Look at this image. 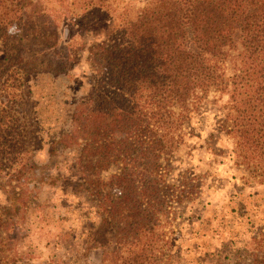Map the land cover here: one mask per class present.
Returning a JSON list of instances; mask_svg holds the SVG:
<instances>
[{
    "label": "trees",
    "instance_id": "trees-1",
    "mask_svg": "<svg viewBox=\"0 0 264 264\" xmlns=\"http://www.w3.org/2000/svg\"><path fill=\"white\" fill-rule=\"evenodd\" d=\"M112 3L0 0V45L15 50L6 53L8 64L0 73V169L11 177L20 176L29 142L20 121L27 124V117L18 114L23 101L18 66L30 61L24 62L25 43L18 46L16 31L50 44L39 51L47 55L50 48L48 64L64 71L79 60L72 45L59 46V21L106 12ZM114 20L104 39L87 49L91 97L74 104V130L57 143L62 149L74 145L72 170L86 189L109 191L99 204L103 226L114 229L111 253H121L117 264H145L148 256L154 263L161 234L154 225L162 213L161 189L169 186L166 172L182 157L186 128L210 94L213 104L225 97L215 124L233 140L236 162L264 181V0H148L136 9L123 6ZM10 229L0 215V264ZM247 245L255 248L249 264H264V225Z\"/></svg>",
    "mask_w": 264,
    "mask_h": 264
},
{
    "label": "rangeland",
    "instance_id": "rangeland-1",
    "mask_svg": "<svg viewBox=\"0 0 264 264\" xmlns=\"http://www.w3.org/2000/svg\"><path fill=\"white\" fill-rule=\"evenodd\" d=\"M147 1L112 0L106 12L61 19L58 44L72 45L79 60L64 71L48 64L50 48L47 55L39 51L50 44L24 39L16 31L18 46L25 43L24 62L30 61L18 66L23 80L18 114L27 117V124L20 121L29 142L18 179L0 169L1 220L13 233L9 243H1L5 264H117L121 253H111L114 229L103 226L99 204L109 191L86 189L72 170L74 145L62 149L57 142L74 130V104L87 103L91 97L88 47L104 39L123 6L136 9ZM25 5L29 11V2ZM6 47L0 45V73L6 53L15 51ZM3 78L0 74V81ZM212 95L186 128L189 139L182 157L166 172L169 186L161 189L162 213L154 225L161 233L158 251L155 262L148 263V256L145 264H216L219 258L223 264H249L250 248L255 252L247 241L264 225V181L236 162L233 140L216 129V109L225 97L213 104ZM113 170L100 175L106 177ZM196 184L197 189H188Z\"/></svg>",
    "mask_w": 264,
    "mask_h": 264
}]
</instances>
